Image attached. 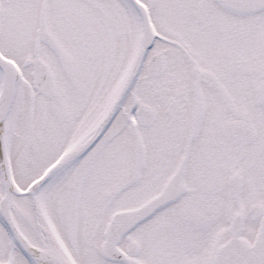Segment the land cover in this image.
I'll return each instance as SVG.
<instances>
[{"label":"snow or ice","instance_id":"1","mask_svg":"<svg viewBox=\"0 0 264 264\" xmlns=\"http://www.w3.org/2000/svg\"><path fill=\"white\" fill-rule=\"evenodd\" d=\"M0 264H264V0H0Z\"/></svg>","mask_w":264,"mask_h":264}]
</instances>
